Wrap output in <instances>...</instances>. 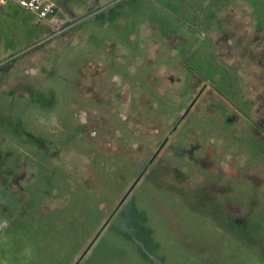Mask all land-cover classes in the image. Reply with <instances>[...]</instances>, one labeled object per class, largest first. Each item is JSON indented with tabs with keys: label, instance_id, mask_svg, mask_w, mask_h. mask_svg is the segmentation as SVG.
Here are the masks:
<instances>
[{
	"label": "rangeland",
	"instance_id": "rangeland-1",
	"mask_svg": "<svg viewBox=\"0 0 264 264\" xmlns=\"http://www.w3.org/2000/svg\"><path fill=\"white\" fill-rule=\"evenodd\" d=\"M53 1L0 6V264H264V0Z\"/></svg>",
	"mask_w": 264,
	"mask_h": 264
},
{
	"label": "built area",
	"instance_id": "built-area-1",
	"mask_svg": "<svg viewBox=\"0 0 264 264\" xmlns=\"http://www.w3.org/2000/svg\"><path fill=\"white\" fill-rule=\"evenodd\" d=\"M9 1H14L18 5L26 8L37 15L38 19H46L50 27L60 33L64 27V20L60 17V8L53 0H0V6ZM6 222L0 221V233L6 227Z\"/></svg>",
	"mask_w": 264,
	"mask_h": 264
},
{
	"label": "water",
	"instance_id": "water-1",
	"mask_svg": "<svg viewBox=\"0 0 264 264\" xmlns=\"http://www.w3.org/2000/svg\"><path fill=\"white\" fill-rule=\"evenodd\" d=\"M193 105V103L191 104V106ZM191 106L180 116V119L178 122H176V125L172 128V130L169 132V134L167 135V137L163 140V142L161 143V145L159 146V148L155 151V153L153 154V156L151 157V159L149 160L147 166L144 168V170L139 174V176L136 178V180L133 182V184L131 185V187L127 190L125 196L120 200L118 206L116 209L119 208V206L123 203V201L126 199V197L130 194V192L133 190V188L136 186V184L140 181L141 177L143 176V174L145 173V171L147 170L148 166L153 162V160L155 159V157L159 154V152L161 151V149L164 147L165 143L168 141V139L172 136V134L174 133V131L176 130L177 126L180 124V122L185 118V116L188 114V112L190 111Z\"/></svg>",
	"mask_w": 264,
	"mask_h": 264
},
{
	"label": "trees",
	"instance_id": "trees-1",
	"mask_svg": "<svg viewBox=\"0 0 264 264\" xmlns=\"http://www.w3.org/2000/svg\"><path fill=\"white\" fill-rule=\"evenodd\" d=\"M50 40H51V39H50ZM50 40H48L47 42H49ZM39 46H40V45H37V46L33 47L30 51L36 49V48L39 47ZM13 61H14V60H13ZM7 63H10V62H7ZM139 112H140V111H139ZM147 117H148L147 115H144V114H142V113L140 112L139 114H135V115L133 116V121L140 122V119H144V120L146 121V123H147V122L150 120V119H148ZM135 119H136V120H135ZM121 122H122V120H121ZM122 124H123V122H122ZM126 124H127V123H126ZM126 124H124V125H125V128L127 129V125H128V124H127V125H126ZM130 136H131V139H133V138H135V137H136L135 139H138V137H137L138 135H133V134L130 133ZM142 138L146 139V136L143 135ZM142 138H140V139L143 140ZM135 139H134V140H135ZM164 139H165V137H164ZM164 139H163V140H164ZM169 139H170V138H169ZM138 140H139V139H138ZM146 140H147V139H146ZM163 140H162V142H163ZM141 142H142V141H141ZM162 142H161V143H162ZM152 156H153V154H152ZM152 156H151V157H152ZM151 157H150V158H151ZM155 158H156V157H155ZM154 160H155V159H154Z\"/></svg>",
	"mask_w": 264,
	"mask_h": 264
},
{
	"label": "crops",
	"instance_id": "crops-1",
	"mask_svg": "<svg viewBox=\"0 0 264 264\" xmlns=\"http://www.w3.org/2000/svg\"><path fill=\"white\" fill-rule=\"evenodd\" d=\"M1 162H2V159L0 158V164H1Z\"/></svg>",
	"mask_w": 264,
	"mask_h": 264
}]
</instances>
